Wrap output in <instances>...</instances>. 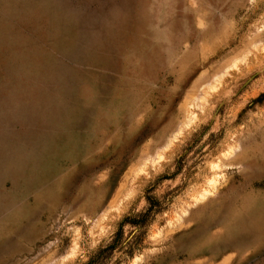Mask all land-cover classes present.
Here are the masks:
<instances>
[{"label": "rangeland", "instance_id": "1", "mask_svg": "<svg viewBox=\"0 0 264 264\" xmlns=\"http://www.w3.org/2000/svg\"><path fill=\"white\" fill-rule=\"evenodd\" d=\"M0 264H264V0H0Z\"/></svg>", "mask_w": 264, "mask_h": 264}]
</instances>
